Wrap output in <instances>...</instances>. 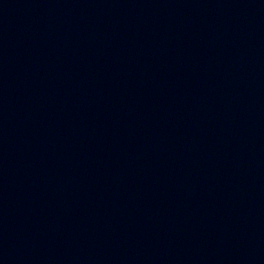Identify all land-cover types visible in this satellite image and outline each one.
<instances>
[{"label":"water","instance_id":"1","mask_svg":"<svg viewBox=\"0 0 264 264\" xmlns=\"http://www.w3.org/2000/svg\"><path fill=\"white\" fill-rule=\"evenodd\" d=\"M0 264H264V0H0Z\"/></svg>","mask_w":264,"mask_h":264}]
</instances>
